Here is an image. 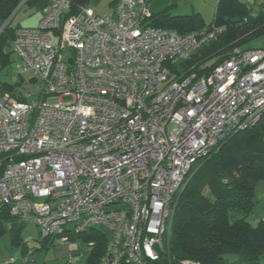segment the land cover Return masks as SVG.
<instances>
[{"label":"built area","instance_id":"built-area-1","mask_svg":"<svg viewBox=\"0 0 264 264\" xmlns=\"http://www.w3.org/2000/svg\"><path fill=\"white\" fill-rule=\"evenodd\" d=\"M69 7L49 0L9 43L35 87L0 91V204L40 239L67 244L104 226L97 264H201L164 258L174 198L200 158L260 119L264 48H234L201 76L175 73L225 27H156L148 0H117L105 16Z\"/></svg>","mask_w":264,"mask_h":264},{"label":"trees","instance_id":"trees-1","mask_svg":"<svg viewBox=\"0 0 264 264\" xmlns=\"http://www.w3.org/2000/svg\"><path fill=\"white\" fill-rule=\"evenodd\" d=\"M69 1L66 16L74 15L81 7L90 4V0ZM21 2L0 0V27ZM48 2L26 0L24 4L31 7L39 4L42 10ZM12 20L0 33V61L3 64L9 61V53L4 49L9 48L14 32L19 28L12 26ZM150 23L179 34L208 25L197 13L176 16L167 10L153 14ZM211 24L224 26L225 30L181 62L173 72L208 74L228 58L234 48L264 33V12L262 9L256 11L240 0H220ZM12 87L0 83V91ZM261 181H264V112L253 126L224 136L185 175L174 198L168 226V252L164 258L189 259L201 264H264V221L256 225L249 222L253 208L259 202L256 188ZM24 224L16 221L0 204V236L10 230L13 245L23 247L24 242L15 234ZM77 237L87 244L93 242L86 264H97L106 246L104 233L91 229L72 236ZM52 239H41V242L47 244Z\"/></svg>","mask_w":264,"mask_h":264},{"label":"rangeland","instance_id":"rangeland-1","mask_svg":"<svg viewBox=\"0 0 264 264\" xmlns=\"http://www.w3.org/2000/svg\"><path fill=\"white\" fill-rule=\"evenodd\" d=\"M202 0H198L201 2ZM264 3L263 0H252L249 2L254 10L258 11L260 8L258 5ZM110 0H91L92 7L96 10L97 13L100 12V16L110 15L112 13V9L109 7ZM205 0L203 1V3ZM218 0L216 1L217 4ZM93 9V11H94ZM95 12V11H94ZM42 12H38V8L36 6L31 7L27 4H24L21 9L15 14L12 20V26L14 27H22V28H29V27H37L39 25L41 19ZM40 17V18H39ZM240 49H263L264 48V33L253 37L244 43L241 44L239 47ZM4 51L9 53V61L5 64L1 63L0 61V83L14 85L15 80H21L22 84L25 82L27 83L26 88H22V92L31 91L34 92L35 87V79L34 81L31 80L33 73L31 71L23 72L21 75H18V67L22 64V61L17 58L15 54H13L9 48H5ZM31 80V81H30ZM30 100H36V96L33 95ZM63 102L71 101L69 97H63ZM256 197L258 204H256L253 208L252 214L249 217V220H257L256 217H260L259 214L264 215V181L258 183L256 188ZM264 220V218H260ZM259 219V220H260ZM17 221V220H16ZM99 230L104 233L106 239H109V231L104 226H99ZM20 238L23 241L28 240L24 250L25 252H21V247L19 245H13L11 234L7 231L3 236L0 237V264H6L5 262L8 258L13 257L15 258L14 264H22V258H28L30 264H42L45 259L53 260L52 256V248L49 249H39L41 244L39 240H41V236L39 233V228L33 223H27L23 230L20 233ZM70 249V258L71 260L65 261H52L53 264H85L86 254L89 249L87 243H84L80 238L77 237V241L69 243ZM22 253V254H21ZM47 262V260H46ZM264 263V261H263Z\"/></svg>","mask_w":264,"mask_h":264},{"label":"crops","instance_id":"crops-1","mask_svg":"<svg viewBox=\"0 0 264 264\" xmlns=\"http://www.w3.org/2000/svg\"><path fill=\"white\" fill-rule=\"evenodd\" d=\"M26 0H22V6H20L19 9H21L23 7V4L25 3ZM117 0H110L109 2V7L110 8H113L112 9V13L114 12V8H115V3H116ZM204 0H202L201 2H198V0H148V6H149V9L153 14H158L160 12H162L163 10H167V12L170 14V15H192L194 13H197L201 16V18L203 19V21L210 25L215 17V14H216V7H217V4L220 0H218L217 4H216V1L217 0H205V2L203 3ZM242 3H246L248 5H250L251 7H253L251 4H249L250 1L252 0H240ZM257 0H255L256 2ZM264 1V0H263ZM37 8H38V12L40 14V12H42V10L40 9V5L39 4H36L35 5ZM89 7H91L92 9H94L91 5V0H90V4L87 5ZM258 7L260 9H262V11L264 12V3L261 1V3L258 5ZM18 9V10H19ZM95 13L98 14V15H101L100 12L97 13L96 10L94 9ZM17 13V12H16ZM111 13V14H112ZM42 16V15H41ZM40 18V17H39ZM207 25V26H208ZM2 27V26H1ZM0 27V28H1ZM20 28V27H19ZM29 28H34V27H29ZM10 49V47H9ZM11 51V50H10ZM257 190V189H256ZM260 202V201H259ZM258 202V203H259ZM257 203V204H258ZM253 215V214H251ZM260 217H256L257 220H252V217H251V221L249 220V222L252 224V225H256L259 221H264L260 218H264V215L262 214H259ZM260 219V220H259ZM27 223H25L17 232H16V237L18 238L19 240V236H20V233L21 231L23 230V227L26 225ZM7 231H10V230H6ZM5 232V233H6ZM4 233V234H5ZM11 234V232H9ZM3 234V235H4ZM1 235V236H3ZM0 236V237H1ZM72 238V237H71ZM69 239V242L67 244H64V243H61L59 239L57 238H54L52 239V241L50 242H47V244L41 242V240H39L41 246L39 249H49L51 247L52 248V256H53V260L51 259H45V261L42 262V264H53L51 263L52 261H56V262H59V261H62V260H65L67 261H70L71 260V256H70V249H69V243L71 242H75L77 241V238H72V239ZM11 239H13V235L11 234ZM81 239V238H80ZM22 240V239H20ZM23 241V240H22ZM28 240H24V245H26ZM23 245V247H21V252H25L24 250H26L25 246ZM44 246H47V247H44ZM91 248L88 249V251L90 250ZM88 251H87V254H86V257L88 255ZM27 252V250H26ZM22 254V253H21ZM47 260V262H46ZM85 264H86V260H85Z\"/></svg>","mask_w":264,"mask_h":264},{"label":"water","instance_id":"water-1","mask_svg":"<svg viewBox=\"0 0 264 264\" xmlns=\"http://www.w3.org/2000/svg\"><path fill=\"white\" fill-rule=\"evenodd\" d=\"M22 4L19 5L18 8H16V10L13 12V14L10 16V18L3 24V26L0 28V32L6 27V25L13 19L14 15L16 14V12L18 11V9L20 8Z\"/></svg>","mask_w":264,"mask_h":264},{"label":"clouds","instance_id":"clouds-1","mask_svg":"<svg viewBox=\"0 0 264 264\" xmlns=\"http://www.w3.org/2000/svg\"><path fill=\"white\" fill-rule=\"evenodd\" d=\"M22 4V3H21ZM22 6V5H21ZM240 49V48H239ZM242 50H248V49H242ZM88 245V244H87ZM90 248V247H89Z\"/></svg>","mask_w":264,"mask_h":264}]
</instances>
